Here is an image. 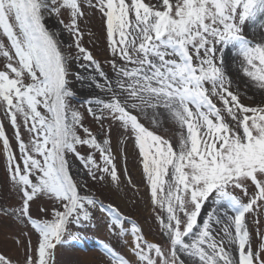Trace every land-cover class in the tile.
Returning a JSON list of instances; mask_svg holds the SVG:
<instances>
[{
  "label": "snow or ice",
  "instance_id": "1",
  "mask_svg": "<svg viewBox=\"0 0 264 264\" xmlns=\"http://www.w3.org/2000/svg\"><path fill=\"white\" fill-rule=\"evenodd\" d=\"M129 142L158 241L89 184L119 189ZM0 156V219L23 226L0 264H56L96 211L100 264H264V0H0Z\"/></svg>",
  "mask_w": 264,
  "mask_h": 264
},
{
  "label": "rangeland",
  "instance_id": "2",
  "mask_svg": "<svg viewBox=\"0 0 264 264\" xmlns=\"http://www.w3.org/2000/svg\"><path fill=\"white\" fill-rule=\"evenodd\" d=\"M90 29L100 37L94 39V43L89 37L85 36V46L99 59L106 72L110 73L109 66L104 63L108 53L105 49V43L102 36V29L100 21L97 17H93L90 22ZM67 40V36L62 37ZM242 86V85H241ZM79 88L78 85H76ZM89 93L78 92L77 99L73 101L74 104H79ZM83 111V109H81ZM86 119L84 121L85 126L89 127L93 133L98 132V125L92 120L90 116L85 113ZM6 123V122H5ZM167 125L162 131H167ZM8 135L11 138L13 133L12 129L7 128ZM120 139L119 132L116 128H113L112 140L115 147ZM13 148L15 149V141L13 140ZM117 156V167L121 174V184L117 190L115 185H105L101 187L93 182L89 181L92 190L97 193L98 197L104 201L105 204H112L119 208L121 213L128 217L130 221H134L142 227L144 234L150 241L160 239L158 234L157 223L154 219V213L151 210V206L148 202V192L144 186L142 179V170L139 161L136 156V151L129 142L127 145H121L120 151L115 153ZM126 157V160H125ZM70 159H72L70 157ZM79 167L78 162L72 161V168L75 171ZM125 167L127 168V175L124 174ZM128 176L131 177L132 184L127 183ZM80 179L83 181L87 179L83 172H81ZM4 171V159L0 156V193H6L7 187ZM134 186V187H133ZM5 201L0 200V203ZM15 203L14 200L9 201ZM211 204H209V208ZM206 209L205 211H207ZM33 215L35 216V209H33ZM104 214L96 211L93 220L84 228H76L73 226L71 231L79 235L78 240H72L66 238V242L58 246L56 255V264H100L102 257V250L100 242H107L109 239L108 231L105 227ZM262 224H264V218H262ZM130 223L128 227H130ZM23 226H17L10 219H0V252H4L6 255L11 256L14 260L22 258V250L18 249L12 243V236ZM23 238V237H22ZM26 239V238H23ZM33 243H35V237H32ZM114 242V241H113ZM121 252L125 249L122 246H118Z\"/></svg>",
  "mask_w": 264,
  "mask_h": 264
},
{
  "label": "bare ground",
  "instance_id": "3",
  "mask_svg": "<svg viewBox=\"0 0 264 264\" xmlns=\"http://www.w3.org/2000/svg\"><path fill=\"white\" fill-rule=\"evenodd\" d=\"M81 93H88V90L87 89H85V90H83V91H80Z\"/></svg>",
  "mask_w": 264,
  "mask_h": 264
}]
</instances>
